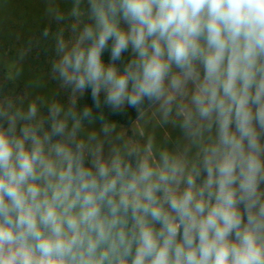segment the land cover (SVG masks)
Returning a JSON list of instances; mask_svg holds the SVG:
<instances>
[{
  "label": "clouds",
  "instance_id": "9594fccd",
  "mask_svg": "<svg viewBox=\"0 0 264 264\" xmlns=\"http://www.w3.org/2000/svg\"><path fill=\"white\" fill-rule=\"evenodd\" d=\"M89 16L57 44L66 109L0 98V264H264V0H90ZM145 101L185 148L93 113L144 120Z\"/></svg>",
  "mask_w": 264,
  "mask_h": 264
},
{
  "label": "rangeland",
  "instance_id": "374dc122",
  "mask_svg": "<svg viewBox=\"0 0 264 264\" xmlns=\"http://www.w3.org/2000/svg\"><path fill=\"white\" fill-rule=\"evenodd\" d=\"M88 2L90 0H0V98L17 102L22 99L24 110L30 102L36 101L40 115L44 116L51 102L68 107L70 89L61 86L52 65L61 55L57 51L59 39L63 38L70 45L85 25L93 23L87 11ZM74 10L79 12L78 16L73 15ZM120 26L127 28L123 21ZM145 111L144 120L137 118L130 126L116 124L117 130H123L141 145L148 136H153L157 154L164 149L176 151L187 146L188 141L178 125L161 124L154 105ZM100 127L98 121L94 125L85 122L86 131H98ZM194 153L193 148L190 156Z\"/></svg>",
  "mask_w": 264,
  "mask_h": 264
},
{
  "label": "trees",
  "instance_id": "16d2710c",
  "mask_svg": "<svg viewBox=\"0 0 264 264\" xmlns=\"http://www.w3.org/2000/svg\"><path fill=\"white\" fill-rule=\"evenodd\" d=\"M89 10H90V2H88L87 4V11ZM111 46H112V41H109L108 47L102 52V60L106 66L113 63L111 61ZM133 56L134 54L131 52V50L122 53L121 59L114 62L117 70L119 72H123L126 65L133 59ZM101 100H103V94L101 95ZM85 105L88 106L93 105L90 90L85 91L84 95L80 98L78 102L77 108L82 109ZM150 106L151 105L147 101H145L144 104L145 110ZM101 112L103 113L104 119L106 121L114 122L115 124H121L124 126H130L138 118L137 111L134 108H130V107H126L124 111L119 113H114L110 108L104 105H102L101 109H96L95 107H93V113L96 116H99ZM97 121L100 122L99 120Z\"/></svg>",
  "mask_w": 264,
  "mask_h": 264
}]
</instances>
